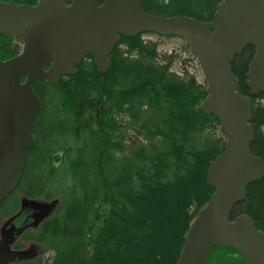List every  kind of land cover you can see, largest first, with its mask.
<instances>
[{
	"label": "trees",
	"instance_id": "16d2710c",
	"mask_svg": "<svg viewBox=\"0 0 264 264\" xmlns=\"http://www.w3.org/2000/svg\"><path fill=\"white\" fill-rule=\"evenodd\" d=\"M0 1L19 5L37 3V0ZM220 1L141 0L147 13L188 16L201 22L212 21ZM142 35L120 38L109 56L111 68L105 74L98 72L93 57L90 73L82 69V64L76 66V75L70 77L74 84L57 109L85 112L78 117L80 144L70 171L82 192L69 205L62 201L56 212L60 219L88 222L82 232L69 233L78 243L77 251L82 253L80 264H176L191 221L214 193L207 183V172L211 162L224 152L225 140L211 134L221 128L216 116L199 109L207 96L206 86H199L194 78L186 81L169 73L172 60L163 68L155 66L157 46L143 43ZM120 44H125L129 51H138L142 59L149 58L151 64L130 63L118 50ZM254 56L255 49L249 46L232 63L240 92L247 97H250L247 74ZM120 75L132 76L133 83L116 84ZM252 100L255 138L251 151L264 161V92ZM145 104L149 110L156 108L155 112L165 114V130L152 135L167 138L169 146L153 147L148 154L141 148L145 165L123 155V160L112 166L114 153H123L126 147V135L117 116L139 118ZM220 131L224 135L222 128ZM134 155L142 156L137 151ZM39 172L31 176L29 188L48 185V177L43 178ZM240 214H248L256 228L264 232V177L248 187L245 201L234 207L231 217ZM62 239V236L52 238L50 245ZM206 264H246V260L236 250L214 248Z\"/></svg>",
	"mask_w": 264,
	"mask_h": 264
},
{
	"label": "water",
	"instance_id": "95a60500",
	"mask_svg": "<svg viewBox=\"0 0 264 264\" xmlns=\"http://www.w3.org/2000/svg\"><path fill=\"white\" fill-rule=\"evenodd\" d=\"M140 34L184 42L206 84L207 96L199 109L215 115L225 135L224 152L207 172L214 193L191 221L176 264H206L214 248L236 250L246 264H264V232L248 214L231 217L234 207L245 201L248 187L264 177V161L251 151L252 97L264 92V0H222L210 22L150 14L141 0H37L35 5L0 1V35L22 43L17 56L0 59V206L18 185L23 152L34 142L41 103L33 84L44 80L55 85L64 76H75V67L88 55L105 74L120 37ZM249 46L255 56L247 74V97L240 92L232 63ZM23 205L35 210L41 206L28 200ZM39 221L40 215L34 217L33 225ZM5 229L0 264L20 254L10 245L22 229Z\"/></svg>",
	"mask_w": 264,
	"mask_h": 264
},
{
	"label": "rangeland",
	"instance_id": "374dc122",
	"mask_svg": "<svg viewBox=\"0 0 264 264\" xmlns=\"http://www.w3.org/2000/svg\"><path fill=\"white\" fill-rule=\"evenodd\" d=\"M95 1L99 3L103 2V0ZM140 38L146 45L151 43L156 44L157 57L153 60L155 66L157 64L163 68L168 60H172L169 73L185 79L186 81L190 78H194L199 86H206L196 59L193 54L185 48L186 45L183 41L177 38H165L153 34H144ZM21 49L22 45L17 46L16 43H8L5 41L4 37L0 36V58H9L14 54L19 53ZM118 50L130 63L140 61L144 65L147 63L151 64L149 58L142 59L138 51H129L125 44H120ZM92 61V58H88L81 63L82 69L87 73H90ZM137 70L141 72L142 75H145L142 70ZM116 79V84L122 82L125 86H129L133 83L132 76L124 77L120 75ZM73 84L74 82L72 78L65 77L59 80L55 85L49 84L45 86L44 90L40 92L43 100V110L39 118L38 128L41 132V143L34 148L32 155L25 159L22 184L14 195L9 197L7 202H5L0 208V224L2 218L19 212L22 200V203L25 200L34 201L37 199H40L41 201L42 199L65 200L69 205L72 200L81 195V187L70 175L72 166L70 160L75 156L77 152V142H79V138L75 135L79 110H65L63 112L57 110L60 100L62 97L64 98L66 92L71 86H73ZM161 106L164 107L165 105L161 103ZM143 108L144 112L139 118H132L125 114H119L117 116V120L121 126L120 129L123 130L126 135L124 141L126 147L123 153H114V161L111 163L112 166H115L117 160H123V155L132 156L138 164L145 165L147 164V161L143 160L145 155L141 148H144L146 154H148V151L153 147L158 149L169 146L167 138L158 134L152 135L158 130L164 129L165 125L163 120L165 114L155 112L154 109L156 110V108L149 110L146 104ZM219 128L220 127H217V129L213 131L209 129V132L211 131V134L216 137L225 138V135L220 131L221 128ZM203 136L206 137L207 135ZM224 138L223 140H225ZM61 144L64 145L62 150L66 152V155L63 154L59 162L51 161L48 154L57 150L58 145ZM136 151L142 156L136 157L134 155V152ZM38 171H40V176L45 179L48 177L50 180L46 188H43L42 186L36 187V189L33 187L29 189L23 188L22 185L26 182L25 174L34 173L35 175L38 174ZM87 223V220L83 219H60V217L56 215H50L49 218L43 221L38 228L28 230L24 236L30 242L45 243L47 249L46 252L35 251L31 254L28 261H23L17 264H80L82 253H79V249L77 251L78 243L69 233L71 231L82 232L87 227ZM59 236L64 237V239L58 242V244L51 246L50 240ZM75 250L78 252V255L74 252Z\"/></svg>",
	"mask_w": 264,
	"mask_h": 264
},
{
	"label": "flooded vegetation",
	"instance_id": "af4514ba",
	"mask_svg": "<svg viewBox=\"0 0 264 264\" xmlns=\"http://www.w3.org/2000/svg\"><path fill=\"white\" fill-rule=\"evenodd\" d=\"M65 1H66V3H71L72 2V0H65ZM95 3L101 4L99 2H95ZM4 39L8 43H16L17 46L18 45H22V43L20 41L16 40V39L9 40V39H7L5 37H4ZM119 41H120V39H119ZM118 44H119V42H118ZM21 51H22V49H21ZM19 53L14 54L13 56H11L9 58H0V59L1 60H7V59H10L12 57L17 56ZM88 58H92V56L91 55H88L85 59H88ZM94 62H95V60H94ZM65 77L68 78V77H72V76H64L62 78H65ZM22 82H24V79L22 80ZM47 85H49V83H47L44 80H42V81H36L33 84V90H34L35 94L39 97L40 103H41V108H40V111L37 114V117H36V120H35V123H34V127H33V131H32V135H33V138H34V142H33V145L30 148L25 149L24 152H23V155H22L23 168H22V172H21V175H20V180L18 182V185L16 186V188L14 189V191H12L6 197V199H4V201L2 202L0 208L5 204V202H7V200L9 199V197H11L12 195H14V193L18 190V188L22 184V181L21 180L23 179V175H24V171L23 170H24V167H25V159H27V157H30L32 155V152H33L34 148H36V146L41 143V140H40L41 132H40V130H38V128H39V118H40V115H41L42 110H43V100H42V97H41V93L40 92L43 91L44 88H45V86H47ZM83 114H85V112L82 111V110H79V115H83ZM75 135L77 136V126H76V129H75ZM79 144H80V140H79V142H77V147L76 148H78V145ZM63 148H64V145L63 144L58 145L57 150H55V151L51 152L50 154H48L49 155L48 156L49 159L51 161H53V162H55V161H58L59 162V160L62 158V155L63 154L66 155V152H64L62 150ZM75 159H76V154L73 157V159L70 160V161L73 163V161ZM33 174L34 173H32V174H28V173L25 174L26 175V182L22 185L23 188H28L29 189V181H30V178H31V176ZM22 201H21V204L22 205H21V208L19 209V212L14 213V214H11L8 217L2 218V220H1L2 222L0 224V240H1V237H2V230L4 229V227H7V229H8L12 225H14L16 228L22 229V232H20L19 234H17L15 236L12 244L10 245V248H11L12 251H15V252H19L20 253L19 254V257L16 260H14L12 262H9L7 264H17V263H20V262H23V261H28L30 259L31 254H33V252H35V251H40V252L45 251L46 252L47 249L45 247V243H41V242H30L24 236H25V233L28 230H32L34 228H38L39 225L41 223H43V221H45L46 219H48L50 215H54L55 216L56 215V212H57V209H58L60 203L63 200H48V199H46V200L45 199H42V201L40 199L34 200L36 203H38L39 205H41L39 210H35L31 206H24L23 203H22ZM19 202H20V200H19ZM39 215H40V221L38 223V226L33 225L34 217L39 216ZM7 229H5V230H7ZM36 243H37V246H36Z\"/></svg>",
	"mask_w": 264,
	"mask_h": 264
}]
</instances>
